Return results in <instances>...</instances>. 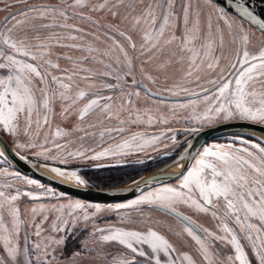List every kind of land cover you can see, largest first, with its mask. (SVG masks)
Returning <instances> with one entry per match:
<instances>
[{"label":"snow or ice","instance_id":"obj_1","mask_svg":"<svg viewBox=\"0 0 264 264\" xmlns=\"http://www.w3.org/2000/svg\"><path fill=\"white\" fill-rule=\"evenodd\" d=\"M98 13L107 14L104 23ZM154 100L170 105L168 113L148 105ZM178 115L188 125L186 135L237 120L264 132V11L248 0H204L203 6L194 0H73L30 5L0 20V132L57 176L87 186L69 165L111 160L97 167L120 168L129 156L167 146L165 136L178 144L176 130L168 128ZM57 116L74 118L77 126L53 131ZM129 125L167 131L126 137ZM89 136L99 141L94 147L84 143ZM0 159L6 160L3 150ZM177 164L183 169L174 174L178 182L153 177L159 187L145 180L150 190L137 184L138 198L107 205L59 203L64 193L0 166V264H59L68 230L81 223L99 243L121 246L117 264H264V139L190 143ZM22 197L34 202L24 212ZM108 212L143 227L96 226V217Z\"/></svg>","mask_w":264,"mask_h":264},{"label":"rangeland","instance_id":"obj_2","mask_svg":"<svg viewBox=\"0 0 264 264\" xmlns=\"http://www.w3.org/2000/svg\"><path fill=\"white\" fill-rule=\"evenodd\" d=\"M65 2L71 3L73 0H27L26 4H16L15 0H6V3H0V20H3L5 16L9 15L10 13H16L22 8H26L30 5H59V6H65ZM93 3H101L102 0H92ZM194 3H199L200 5L203 6L204 0H194ZM6 4L8 5H13L12 7H7V10H3L6 7ZM106 13H98L96 14V17H99L101 19V23L105 22L104 17H106ZM94 17V18H96ZM247 26V25H246ZM87 27V26H86ZM252 31H255V29H251ZM257 36H259V33L257 32ZM254 44H258V41L253 42ZM60 52H67V49L64 50H58ZM75 55V53H72ZM61 66H65V61H60ZM154 91H158V89H154ZM164 95H168L164 93ZM174 99V98H172ZM149 106H152L154 109H158L162 114H167L169 111L170 105L166 106L164 103H161L158 100L154 101H148L147 102ZM138 104L141 107H144L146 102L145 100L141 99L138 101ZM123 118V117H122ZM95 116L91 118V121H95ZM110 126L116 125V121H110L107 122ZM222 122H217L213 123L211 125H205L202 129L218 125ZM59 125L61 128H66L69 131H73L74 128L77 126L76 121L74 118H70L68 121H61L59 116L55 118V120L52 123V130H55V127ZM81 127L83 125H80ZM188 125H185L183 123V117L181 115H178L175 119V121L171 122L168 128L176 130L177 134V140L179 141L178 144H172L170 141H168V137L165 136L163 139L167 142V146L162 144L158 150H149L146 153H139L136 155L129 156L125 159L124 165L125 166H139L141 169H144L148 164H154L158 165L157 169L162 168L169 162L173 161L179 154L182 152V150L185 148L187 145L188 141L192 138V136L195 134H190L186 135L183 132V129L187 127ZM200 129V130H202ZM97 135L99 134V129L96 130ZM161 131H167V128H164L162 126H155V127H145L143 125H129L126 127L125 130V136L128 137L132 133H137V132H147V133H158ZM4 134L3 132H1ZM5 135V134H4ZM76 135H80L79 133H76ZM5 137L8 139V141L11 143L13 148L18 151L20 154L33 159L39 163L41 161L37 160L30 152H25L22 150L17 149L16 144L13 142L15 138H10L8 135H5ZM234 137H244V138H249V139H254L253 137L244 135V134H227L223 135L220 137H217L213 140H211L209 143L205 144H211V143H227L230 140H232ZM99 141L93 140L91 136H89L88 139L84 141L85 145L87 146H95L96 143ZM119 142V141H118ZM202 150V149H201ZM142 161V163H141ZM115 163V161L111 160H103V161H96V160H81L78 161L72 165H69L68 167L70 168H78L80 170V174L82 175L83 172L93 170V169H102L100 167H97L99 164H112ZM0 166L8 168L10 171H18L15 169L9 162L6 160L0 159ZM107 168V167H104ZM21 173V172H20ZM21 175L26 176L21 173ZM28 177V176H27ZM30 178V177H29ZM33 179V178H32ZM40 182V181H39ZM178 181H174L169 184L176 183ZM42 183V182H40ZM46 188H52L53 190L60 192L56 189H54L51 186H48L44 183H42ZM89 185V184H87ZM21 188H30L28 185H20ZM159 187V186H158ZM31 191L35 193H40L42 190L40 188H35L31 187ZM65 194V193H64ZM65 197L67 199H63L59 201V203H68L69 200H80L84 203H94V202H89L83 199L76 198L71 195L65 194ZM138 198V197H136ZM135 199V198H134ZM133 200V199H132ZM126 201V202H130ZM44 203H51L54 201L50 200H45L42 201ZM19 206L24 212L26 209L31 208L34 206V202L29 200L27 197H22L21 200L18 202ZM101 204V203H99ZM112 204V203H111ZM102 205H107V204H102ZM185 214H191L193 215V219H196L199 223L204 224L205 226H211V222L208 220L207 217L203 216H197L194 215L190 212V210L185 209ZM153 217H159L160 214L156 212L149 213ZM55 217V213L49 214V220L45 222L42 225V228L44 230V234L47 235L51 231V223ZM28 221H31L33 218L30 215H26L24 217ZM39 220V217L36 218ZM140 217H137V220H139ZM95 224L98 227H107V226H114V227H143V225L140 224H127V223H121L119 221V218L115 213H102L99 214L96 219H95ZM92 224L91 222L88 225V229H91ZM69 234L66 238V244L63 246V258L60 259L59 264H117L118 258L123 254V249L121 246L116 245V244H101L99 243L95 237H93L90 233L89 230L84 229L83 224H78L76 225V229L74 230H68ZM53 235H59V236H64V233H53ZM86 243L87 245V250L85 251L82 248V244ZM75 252H80V256L76 257L75 259L72 258V254ZM116 258V259H114Z\"/></svg>","mask_w":264,"mask_h":264},{"label":"water","instance_id":"obj_3","mask_svg":"<svg viewBox=\"0 0 264 264\" xmlns=\"http://www.w3.org/2000/svg\"><path fill=\"white\" fill-rule=\"evenodd\" d=\"M248 2L250 5L255 6L258 10L264 11V0H248ZM261 127V125L249 126L248 124L237 120L223 122L215 126L204 128L192 136L182 152H180V154L173 161L169 162L160 169H156L147 174H144L141 177L131 181L130 183L117 188H95L90 185L77 186L75 184H71L55 178L41 170V163L30 159L16 151L8 141V139L5 137V135L1 132L0 145L2 147V150L4 151L6 161L9 162L22 174L36 179L37 181H40L48 186H51L54 189L67 195H71L89 202L111 204L117 202H126L138 197L140 195V189H137V184H139L141 188L144 189V191L150 190L149 188H144L143 182L145 180H148L150 182L151 187L160 186L159 183L152 184L151 178L153 177H160L163 183L174 182V174H177L183 170L180 167V164H177V159L179 158V156L184 154V152L188 149L190 143L195 145L197 148H200L201 145H205L211 140L227 134H244L253 138H256L255 136L257 135L264 138V132L260 131ZM16 153H19V155H16ZM20 157H26V159H21ZM180 163L185 164L186 162L181 161ZM172 168H174L173 172H169V170H171ZM133 189H136V191H132Z\"/></svg>","mask_w":264,"mask_h":264},{"label":"trees","instance_id":"obj_4","mask_svg":"<svg viewBox=\"0 0 264 264\" xmlns=\"http://www.w3.org/2000/svg\"><path fill=\"white\" fill-rule=\"evenodd\" d=\"M158 165L148 164L144 169L139 166L107 167L83 172L88 184L95 188H117L156 170Z\"/></svg>","mask_w":264,"mask_h":264},{"label":"bare ground","instance_id":"obj_5","mask_svg":"<svg viewBox=\"0 0 264 264\" xmlns=\"http://www.w3.org/2000/svg\"><path fill=\"white\" fill-rule=\"evenodd\" d=\"M255 137L258 138V139H264L263 137H261V136H257V135H256ZM0 150H2L1 145H0ZM173 169H174V168H172L171 170H169V172H173ZM41 170L44 171L45 173H47V174H49V175L55 177V178H58V179L62 180V181H65V182H68V183H71V184H75V183H73V182H71V181H69V180H67V179H65V178H63V177H59V176H57L56 174L52 173L51 171L45 169L44 167H41ZM175 170H176V169H175ZM75 185H76V184H75Z\"/></svg>","mask_w":264,"mask_h":264}]
</instances>
